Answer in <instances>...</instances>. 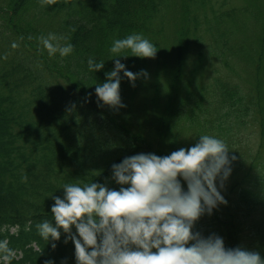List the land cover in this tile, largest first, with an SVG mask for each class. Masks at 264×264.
<instances>
[{"label": "trees", "instance_id": "16d2710c", "mask_svg": "<svg viewBox=\"0 0 264 264\" xmlns=\"http://www.w3.org/2000/svg\"><path fill=\"white\" fill-rule=\"evenodd\" d=\"M50 32L68 37L69 56L48 55L39 37ZM132 33L155 57L118 59L148 75L134 86L122 79L126 107L98 106L94 84L114 67L112 42ZM89 56L104 69L89 72ZM201 134L237 159L221 189L227 204L195 230L264 258V0H0V239L17 253L11 264H75L62 230L53 249L35 227L51 219L49 196L63 197L64 183L118 188L113 163L167 155Z\"/></svg>", "mask_w": 264, "mask_h": 264}, {"label": "clouds", "instance_id": "9594fccd", "mask_svg": "<svg viewBox=\"0 0 264 264\" xmlns=\"http://www.w3.org/2000/svg\"><path fill=\"white\" fill-rule=\"evenodd\" d=\"M39 40L50 57H67L74 50L63 35L50 32ZM109 51L114 67L94 84L95 94L98 106L118 110L126 107L122 79L134 86L141 75H148L145 69L133 73L118 57L154 58L158 49L143 34L132 33L113 40ZM87 67L96 72L105 62L89 56ZM198 137L195 144L167 155L139 152L113 163L111 180L118 188L93 179L64 183L63 197L49 196L54 200L51 219L35 225L38 235L55 249L62 230L64 242L74 244L75 264H264L257 251L226 247L220 235L195 230L203 215L227 204L221 189L237 159L223 139ZM16 255L8 239H0V264H11Z\"/></svg>", "mask_w": 264, "mask_h": 264}, {"label": "rangeland", "instance_id": "374dc122", "mask_svg": "<svg viewBox=\"0 0 264 264\" xmlns=\"http://www.w3.org/2000/svg\"><path fill=\"white\" fill-rule=\"evenodd\" d=\"M243 7V9H245V7L244 6H242ZM252 12H253V14H259V11H260V6L259 7H257V8H255V9H253V10H251ZM254 22V19H252L251 21H250V23H248L247 24V26H249L252 30H254L255 32L258 30V25H254L253 26V23ZM241 25L243 26V27H245V25H243V23H241ZM242 85H245L244 83L242 84ZM249 88V87H248ZM248 130L249 131H252V132H254V133H256V135L259 133V128H255V125H254V127L253 126H248ZM255 135V136H256Z\"/></svg>", "mask_w": 264, "mask_h": 264}]
</instances>
